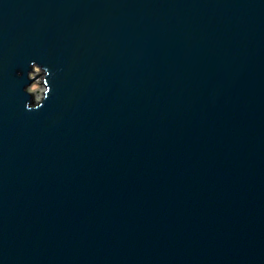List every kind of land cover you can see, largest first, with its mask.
I'll use <instances>...</instances> for the list:
<instances>
[{
    "label": "water",
    "instance_id": "obj_1",
    "mask_svg": "<svg viewBox=\"0 0 264 264\" xmlns=\"http://www.w3.org/2000/svg\"><path fill=\"white\" fill-rule=\"evenodd\" d=\"M0 264H264V0H0Z\"/></svg>",
    "mask_w": 264,
    "mask_h": 264
},
{
    "label": "clouds",
    "instance_id": "obj_2",
    "mask_svg": "<svg viewBox=\"0 0 264 264\" xmlns=\"http://www.w3.org/2000/svg\"><path fill=\"white\" fill-rule=\"evenodd\" d=\"M43 69V72L41 71ZM20 73H17L19 75ZM48 74V69L46 67L39 66L35 61H30L28 64V71L26 72V79L29 83L25 84L22 91L26 93L30 98L38 97L42 92L44 97L45 94L49 92L48 87H41V80L44 81L45 75ZM30 99L25 103L24 107L26 110H36L38 106H29Z\"/></svg>",
    "mask_w": 264,
    "mask_h": 264
},
{
    "label": "rangeland",
    "instance_id": "obj_3",
    "mask_svg": "<svg viewBox=\"0 0 264 264\" xmlns=\"http://www.w3.org/2000/svg\"><path fill=\"white\" fill-rule=\"evenodd\" d=\"M40 83H41V87H44V84H42V81ZM42 95L43 93L41 92L40 95L38 97H34V99L39 100L42 97Z\"/></svg>",
    "mask_w": 264,
    "mask_h": 264
}]
</instances>
